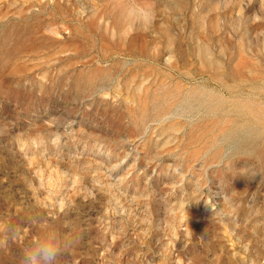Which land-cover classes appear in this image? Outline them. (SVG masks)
Returning <instances> with one entry per match:
<instances>
[{
  "label": "rangeland",
  "instance_id": "obj_1",
  "mask_svg": "<svg viewBox=\"0 0 264 264\" xmlns=\"http://www.w3.org/2000/svg\"><path fill=\"white\" fill-rule=\"evenodd\" d=\"M44 242L264 264V0H0V264Z\"/></svg>",
  "mask_w": 264,
  "mask_h": 264
},
{
  "label": "clouds",
  "instance_id": "obj_2",
  "mask_svg": "<svg viewBox=\"0 0 264 264\" xmlns=\"http://www.w3.org/2000/svg\"><path fill=\"white\" fill-rule=\"evenodd\" d=\"M60 248L55 242L40 243L35 247L25 249L21 264H57Z\"/></svg>",
  "mask_w": 264,
  "mask_h": 264
}]
</instances>
